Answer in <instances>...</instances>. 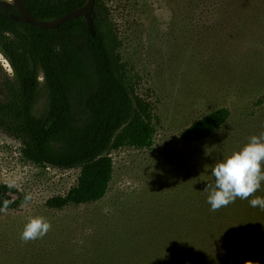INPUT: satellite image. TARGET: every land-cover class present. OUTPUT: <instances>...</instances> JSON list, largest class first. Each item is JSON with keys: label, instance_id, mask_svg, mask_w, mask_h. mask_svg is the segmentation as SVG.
<instances>
[{"label": "rangeland", "instance_id": "374dc122", "mask_svg": "<svg viewBox=\"0 0 264 264\" xmlns=\"http://www.w3.org/2000/svg\"><path fill=\"white\" fill-rule=\"evenodd\" d=\"M104 1L156 133L147 148L111 154L103 199L52 209L47 202L67 195L80 170L35 165L0 131V185L17 191L0 212V264H264V210L250 197L211 211L204 192L216 162L264 133V0ZM14 79L0 52V99ZM39 81L36 115L48 106L41 70ZM222 108L231 115L220 130L183 142L188 127ZM255 195L264 197V182ZM36 216L51 230L25 243Z\"/></svg>", "mask_w": 264, "mask_h": 264}, {"label": "trees", "instance_id": "16d2710c", "mask_svg": "<svg viewBox=\"0 0 264 264\" xmlns=\"http://www.w3.org/2000/svg\"><path fill=\"white\" fill-rule=\"evenodd\" d=\"M40 21H54L84 7L88 0H22ZM15 4L0 0V52L14 71L0 99V131L20 141L24 157L40 167L80 170L78 183L65 196L47 202L52 209L83 205L105 197L113 179L111 154L144 149L156 133L152 104L139 95V77L124 63L121 40L104 0H95V36L85 17L54 30L15 21ZM43 72L48 106L33 111ZM219 109L188 127L183 142L194 144L220 130L230 118ZM16 189L0 185V207Z\"/></svg>", "mask_w": 264, "mask_h": 264}, {"label": "clouds", "instance_id": "9594fccd", "mask_svg": "<svg viewBox=\"0 0 264 264\" xmlns=\"http://www.w3.org/2000/svg\"><path fill=\"white\" fill-rule=\"evenodd\" d=\"M211 175L214 182L206 184L204 192L208 194L207 203L211 211H217L234 203L237 198L249 200L250 206L264 210V197L255 193L264 182V133L260 136H251L249 142L240 150L234 151L223 160L212 166ZM26 201L31 197H26ZM5 202L0 212L7 213ZM51 230V223L44 217H30L21 233V240L25 243L42 239ZM245 264H254L245 261ZM259 264V262H255Z\"/></svg>", "mask_w": 264, "mask_h": 264}, {"label": "water", "instance_id": "95a60500", "mask_svg": "<svg viewBox=\"0 0 264 264\" xmlns=\"http://www.w3.org/2000/svg\"><path fill=\"white\" fill-rule=\"evenodd\" d=\"M15 4L19 10V15H12L11 18L14 19L15 21H26L27 23L42 28L46 30H54L64 23L77 19L81 16L85 17L88 23L89 30L92 34V36H95V30H94V22H93V17L92 13L94 10L95 6V0H88L87 5L80 9H76L64 16H62L59 19H56L54 21H40L37 18H35L30 10L27 8V6L24 4L22 0H16Z\"/></svg>", "mask_w": 264, "mask_h": 264}, {"label": "bare ground", "instance_id": "6f19581e", "mask_svg": "<svg viewBox=\"0 0 264 264\" xmlns=\"http://www.w3.org/2000/svg\"><path fill=\"white\" fill-rule=\"evenodd\" d=\"M6 1H9V2H12V3L16 2V0H6Z\"/></svg>", "mask_w": 264, "mask_h": 264}]
</instances>
